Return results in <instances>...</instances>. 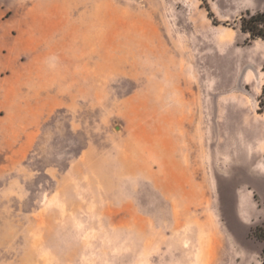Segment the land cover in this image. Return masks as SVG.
I'll list each match as a JSON object with an SVG mask.
<instances>
[{
    "label": "rangeland",
    "instance_id": "rangeland-1",
    "mask_svg": "<svg viewBox=\"0 0 264 264\" xmlns=\"http://www.w3.org/2000/svg\"><path fill=\"white\" fill-rule=\"evenodd\" d=\"M259 11L0 0V264H262Z\"/></svg>",
    "mask_w": 264,
    "mask_h": 264
},
{
    "label": "trees",
    "instance_id": "trees-1",
    "mask_svg": "<svg viewBox=\"0 0 264 264\" xmlns=\"http://www.w3.org/2000/svg\"><path fill=\"white\" fill-rule=\"evenodd\" d=\"M241 28L244 32L250 33L253 37L264 39V11L254 14L249 13L248 16L241 17ZM258 239L264 241V230L256 232ZM262 264H264V247L262 249Z\"/></svg>",
    "mask_w": 264,
    "mask_h": 264
},
{
    "label": "crops",
    "instance_id": "crops-1",
    "mask_svg": "<svg viewBox=\"0 0 264 264\" xmlns=\"http://www.w3.org/2000/svg\"><path fill=\"white\" fill-rule=\"evenodd\" d=\"M249 201H250V200H249ZM251 210H252V205H251V202H250V209H249V211H251ZM239 211H240V208H239ZM249 211H248V212H249ZM240 213L243 214L241 211H240ZM245 214H246V213H245ZM245 214H243V215H245Z\"/></svg>",
    "mask_w": 264,
    "mask_h": 264
}]
</instances>
